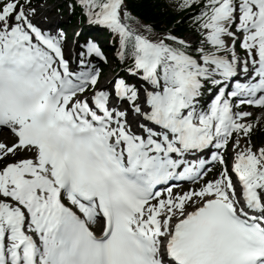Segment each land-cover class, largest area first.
<instances>
[{
	"label": "snow or ice",
	"instance_id": "6c2138e0",
	"mask_svg": "<svg viewBox=\"0 0 264 264\" xmlns=\"http://www.w3.org/2000/svg\"><path fill=\"white\" fill-rule=\"evenodd\" d=\"M164 3L0 0V264H264V0Z\"/></svg>",
	"mask_w": 264,
	"mask_h": 264
},
{
	"label": "trees",
	"instance_id": "16d2710c",
	"mask_svg": "<svg viewBox=\"0 0 264 264\" xmlns=\"http://www.w3.org/2000/svg\"><path fill=\"white\" fill-rule=\"evenodd\" d=\"M127 2L130 9L138 14L144 23H154L161 29L170 27L179 19L171 9L165 10L164 0H127Z\"/></svg>",
	"mask_w": 264,
	"mask_h": 264
},
{
	"label": "rangeland",
	"instance_id": "374dc122",
	"mask_svg": "<svg viewBox=\"0 0 264 264\" xmlns=\"http://www.w3.org/2000/svg\"><path fill=\"white\" fill-rule=\"evenodd\" d=\"M62 0H50L43 9H41V15L42 16H50V18H48V20H53L54 18H56L58 15H61L62 13L58 12L57 11V8H56V5L59 4V3H62L61 2ZM62 18L63 20L66 22V16L64 14H62ZM67 27V30H68V33H73V31H75L76 28H78V24L75 23V24H69L67 23L66 24ZM259 137H258V140L259 141Z\"/></svg>",
	"mask_w": 264,
	"mask_h": 264
}]
</instances>
